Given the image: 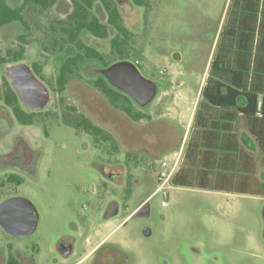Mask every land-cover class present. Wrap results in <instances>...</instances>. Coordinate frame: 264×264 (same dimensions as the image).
<instances>
[{"label":"rangeland","instance_id":"374dc122","mask_svg":"<svg viewBox=\"0 0 264 264\" xmlns=\"http://www.w3.org/2000/svg\"><path fill=\"white\" fill-rule=\"evenodd\" d=\"M7 2L19 7L24 0ZM116 2L131 32L124 57L138 61L142 74L160 86L146 109L130 96L122 97L115 106L96 87L98 77L91 74L90 67L86 72L80 66L63 90L58 89L59 67L76 53L74 45L62 40L57 48L63 45V51L53 50L55 38L63 34L58 21L73 11L72 0H58L47 9L33 2L26 4L23 13L29 33L19 21L0 29V56L7 48L19 47V37L24 34L26 62L42 65L51 92L39 122L23 131L40 156L35 174L26 176L19 190L39 213L36 235L40 244L65 234L78 235L86 225L89 235H98L93 239H107L105 244L120 243L130 249L124 264H264V198L174 187L168 189V195L155 193L160 161L178 155L230 0H147L146 6L131 0ZM92 12L106 22L99 4ZM109 32L107 39H100L84 31L81 39L110 60L119 61L121 56L112 54L111 42L117 32L111 26ZM5 66L0 64L1 75ZM125 105L145 117L132 119L123 109ZM184 111L186 117L181 116ZM84 117L112 140L75 127ZM101 164L119 175L108 188L95 186ZM146 198L151 203L150 216H131ZM116 204L119 214L105 217V210ZM147 228L149 236L144 234Z\"/></svg>","mask_w":264,"mask_h":264},{"label":"trees","instance_id":"16d2710c","mask_svg":"<svg viewBox=\"0 0 264 264\" xmlns=\"http://www.w3.org/2000/svg\"><path fill=\"white\" fill-rule=\"evenodd\" d=\"M97 1L102 3L109 16V25L117 32L111 41L112 54L120 55V60L126 59L124 48L131 32L123 22L116 0H72L73 11L66 19L58 21L63 34L60 39L55 38L53 46L54 51H63V45L57 48L59 40H62L76 49V53L67 57L60 67L57 78L59 90H63L86 60L95 59V65L100 63L102 67L116 61L81 39L84 31L98 38L109 37L108 25L92 12ZM131 1L137 6L147 5V0ZM30 2L47 9L58 0H24L19 7H12L7 0H0V29L15 21L22 22L30 29L23 13ZM20 40L25 42L24 37ZM8 55V59L1 57L2 62H16L23 58L22 51L11 48ZM34 68L42 75L40 63L36 62ZM93 74L98 77L96 87L115 106H119L122 97L129 98L112 87L104 76ZM201 96L197 120L187 138L179 167L171 179L172 187L264 198V180L259 177V166L264 169V0H230ZM16 99V93L9 86L8 101L14 104ZM205 104L222 109L218 119L206 115ZM123 109L136 121L145 117L143 112L134 111L132 107L125 105ZM200 116H203V121L198 125ZM240 116L246 119L248 130L257 141L259 160L241 144L235 130V122ZM32 120L31 115H23V122ZM74 126L95 137L112 140L100 126L86 117ZM112 142L116 146L114 140Z\"/></svg>","mask_w":264,"mask_h":264},{"label":"flooded vegetation","instance_id":"af4514ba","mask_svg":"<svg viewBox=\"0 0 264 264\" xmlns=\"http://www.w3.org/2000/svg\"><path fill=\"white\" fill-rule=\"evenodd\" d=\"M95 4H99L106 13V22L102 20L101 22L107 24L109 28L111 26L108 23L109 16L102 3L97 1ZM24 27L29 33L30 29L25 25ZM22 37L25 38V42L20 40ZM27 44V37L23 34L19 37V47L16 49L11 48L13 51L23 52V58L20 61L7 62L5 60L2 62L1 57L5 59L10 57L8 55L9 48L6 49L4 56H0V64H6L4 67L5 73L3 75L0 74V206L8 199L24 197L19 190L23 187L26 176H33L35 174L40 157L38 150L25 137L23 131L25 127H33V125L39 122V116L44 108L42 110H35L27 106L13 87L9 74L6 71L8 65L26 62L25 46ZM35 63L28 64L35 75L45 83L42 71L41 74L43 76L36 72L34 68ZM81 66L87 72L88 67L91 69L96 65L86 60ZM9 86L17 95L14 104L8 101ZM23 115H31L33 120L31 122H23ZM31 132L35 133V130L31 129ZM98 171L100 179L97 181L96 187L108 188V183L113 185L119 178V175L108 172L103 164L99 165ZM147 201L149 200L146 198L140 206ZM117 207L119 208L118 204L115 205V208ZM114 209L105 210L104 216L108 217V219L115 217L116 215L111 217L106 216ZM137 210L131 216L138 217ZM34 213L25 210L24 203H12L0 210V264H124L127 261L130 249L127 250L120 243L105 244L107 239L99 241L93 239L97 238L98 235L95 237L94 235H89L86 225L82 227L78 235L65 234L57 239L49 240L47 244L41 245L39 236L36 235L40 223L39 213L35 230L28 234H18L25 231V225L30 223L31 216ZM127 219L124 220L123 224ZM93 242L96 244L89 249L90 244Z\"/></svg>","mask_w":264,"mask_h":264},{"label":"water","instance_id":"95a60500","mask_svg":"<svg viewBox=\"0 0 264 264\" xmlns=\"http://www.w3.org/2000/svg\"><path fill=\"white\" fill-rule=\"evenodd\" d=\"M175 59H180L179 54L175 55ZM6 71L9 74L13 87L27 106L35 110H42L48 105L51 98L50 89L35 75L28 63L20 62L8 65ZM90 71L91 73L104 76L112 87L130 96L142 109L149 107L160 92L159 83L145 77L139 67L128 59L116 61L108 66H93ZM12 203H24L25 210L35 212L34 215L31 216L30 223L25 225V231L18 234L31 233L37 226V209L28 198L15 197L6 200L0 206V210ZM118 212L119 208L117 207L106 216H115ZM136 213L140 218H148L151 214L150 201L141 205ZM144 234L149 236L151 230L149 228L145 229Z\"/></svg>","mask_w":264,"mask_h":264},{"label":"crops","instance_id":"0c3cea01","mask_svg":"<svg viewBox=\"0 0 264 264\" xmlns=\"http://www.w3.org/2000/svg\"><path fill=\"white\" fill-rule=\"evenodd\" d=\"M227 13V12H226ZM226 17V16H225ZM225 21V20H224ZM187 94L182 96L180 95V97L186 98ZM243 100L241 99V102ZM202 102V96H201V92L199 94V96L197 97V99L193 102V107L192 110L190 112V114L188 115L189 119H188V124L185 126V131H184V135L182 138V142L179 146L178 151L175 153L180 155V160H181V156L183 154V150L187 141V138L189 136L190 131L193 129V126L195 124V121L197 120L196 118V113H197V108L199 106V104ZM204 109L206 112V115L211 118V119H218L220 114L222 113V109L217 108V107H211L207 104L204 105ZM187 111H184L181 116L182 117H186L187 116ZM203 116L198 117V125L203 121ZM235 130L238 133L239 137H240V141L241 144L245 147L246 150H248L249 152H251L253 155H255L257 157V159L259 160V147L257 144V141L255 140V138L251 135V133L248 130V124L247 121L244 117L240 116L237 121L235 122ZM263 167L260 165L259 166V177L264 180L263 178ZM219 193V192H216ZM226 194V193H225Z\"/></svg>","mask_w":264,"mask_h":264},{"label":"built area","instance_id":"2783aa9c","mask_svg":"<svg viewBox=\"0 0 264 264\" xmlns=\"http://www.w3.org/2000/svg\"><path fill=\"white\" fill-rule=\"evenodd\" d=\"M138 64V61H136ZM180 164V155H176L174 159H163L160 161V171L158 173V187L156 192H162L168 195V189L172 188L171 179L177 171Z\"/></svg>","mask_w":264,"mask_h":264}]
</instances>
